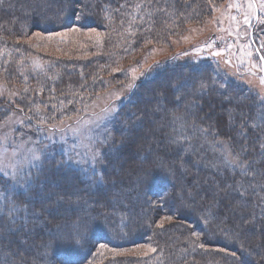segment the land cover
I'll return each instance as SVG.
<instances>
[{"label":"trees","instance_id":"obj_1","mask_svg":"<svg viewBox=\"0 0 264 264\" xmlns=\"http://www.w3.org/2000/svg\"><path fill=\"white\" fill-rule=\"evenodd\" d=\"M132 1L3 0L0 14L6 28L15 23L17 33L27 24L44 32L74 26L106 30L111 33L107 45L123 23L117 12L124 13ZM153 1L157 8H167L166 0ZM223 1H175L173 11L181 14L178 32L200 25L196 14H210ZM24 13L29 15L23 17ZM137 25L134 34L124 35L123 45L115 40L120 46L118 58H128L124 46L128 45L129 58L136 61L149 46L160 47L171 35L164 16L141 19ZM149 25L156 31L149 32ZM105 59L82 67L88 75L86 91L105 90L104 76L118 81L116 74L103 70L109 61ZM176 60L172 56L160 62L163 66L156 73L122 98L111 146L104 145L111 152L103 154L100 176L89 179L58 155L47 157L24 189L15 188L0 173V264H264V123L251 125L254 109L245 102L248 96L240 89L244 85L222 83L211 63ZM10 66L16 69L14 63ZM57 71L60 85L73 78L71 88L81 90L71 76L74 70ZM95 76L99 78L93 83ZM251 97L249 101L257 99ZM9 103L24 116L18 100ZM228 110L236 114L230 117ZM170 116L183 119L215 146L239 153L237 158L249 161L251 167L256 165L262 176V198L235 191L243 169L199 166L181 145L172 144L166 127L157 133ZM140 176L145 178L138 180ZM134 180L140 185L127 191ZM239 199L244 204L237 206ZM165 216L171 219L163 221ZM77 233L82 237L79 243Z\"/></svg>","mask_w":264,"mask_h":264},{"label":"rangeland","instance_id":"obj_2","mask_svg":"<svg viewBox=\"0 0 264 264\" xmlns=\"http://www.w3.org/2000/svg\"><path fill=\"white\" fill-rule=\"evenodd\" d=\"M152 1L133 0L124 13L117 12L123 23L116 29L118 31L115 40L122 45L125 36L139 30L137 24L141 19L164 16V20H167L168 33L171 35L166 38L164 45L149 46L146 53L136 61L134 57L129 58L128 45H124L128 50L125 52L128 58L125 59L123 55L121 59L118 58L120 46H117L118 43L114 39L106 45L105 41L108 42L111 38V33L106 30L81 29L74 26L57 32H44L27 24V27L20 28L17 33L15 23L13 22L9 29L6 28L0 14V153L6 150L10 155L16 151L18 155L14 162L23 161L22 170L17 176L13 177V169H5L0 173H7L5 176L15 188L27 187L32 175L40 170L45 159L57 155L71 167L80 169L89 179L92 176H100L103 154L111 152V148L104 149V145L111 146L119 122L118 110L122 98L129 94L140 80L156 73L163 66L160 62L167 61L172 56H176V61L181 63H211L214 74L222 83L244 85L240 86V89L243 95L248 96V99L244 97L245 102H249L248 105L254 109L251 125L256 127L264 123V84L260 83L264 73L261 71L264 61L260 60L264 55V10L260 8L258 0L254 3V11L248 7L252 0H220L225 4L221 3L210 14H196L197 18H201L197 23L200 25H192V29L184 34L178 32L181 14L173 11L177 0H166L167 8H157ZM6 4L11 5L9 2ZM21 15L24 17L29 14ZM108 15L111 17L116 14ZM245 16L248 19L247 24ZM233 17L235 19H232ZM155 29V26H148L149 32H155ZM208 44H212V47H207ZM189 47L193 48L192 52L187 51L185 54L184 51ZM216 51H220L219 57L213 55ZM178 53L182 55L178 56ZM105 58L109 61L103 70L116 74L118 81H113L111 76L105 79L104 76L101 79L105 83V90L86 91L83 85L88 86L84 82L88 75L83 72L82 67L91 62H103ZM12 63L16 66L15 70L10 66ZM154 64L157 65L150 70ZM224 64L227 69L220 70ZM63 67L74 70L71 76L77 78L76 82L81 90L71 88L73 78L60 85L61 76L57 69ZM55 69L57 73L54 75ZM66 77H69V74H66ZM98 78L95 76L92 82L95 83ZM129 84L133 85L131 89L128 88ZM25 88L29 91L25 92ZM251 96H256L257 99L249 101ZM14 99L18 100V106L23 108L24 116L31 119H26L20 112L11 109L15 105H10L9 102ZM109 104L113 105L112 110L103 113L101 110ZM37 106L40 108L39 113L35 111ZM30 108L33 110L29 111ZM227 112L230 117L236 114L230 110ZM60 121H63V124H60ZM78 121L80 124L83 121H91L87 126L86 137L72 131L78 126ZM52 125L58 127L54 128ZM163 126L168 129L172 144L179 147L181 145L183 152L190 154L199 166L203 165L211 170L237 167L229 163L233 158L238 159L235 151L215 146L193 126H188L183 119L170 116L165 125L161 124L156 128L157 133ZM29 149L35 150L41 159L32 160ZM257 168L254 165L250 169H243L241 182L235 190L241 196L248 194L257 196L256 198L261 197L259 191L263 186L262 176ZM144 178L140 176L138 180ZM138 183L140 181L136 183L134 180L132 184L135 185L129 186L127 191L138 187ZM138 189L143 191L144 188ZM238 203L244 204L243 199H239L237 203L235 201L236 205ZM245 203L247 205V202ZM77 206L75 204L74 207ZM261 206L264 208L263 202Z\"/></svg>","mask_w":264,"mask_h":264},{"label":"snow or ice","instance_id":"obj_3","mask_svg":"<svg viewBox=\"0 0 264 264\" xmlns=\"http://www.w3.org/2000/svg\"><path fill=\"white\" fill-rule=\"evenodd\" d=\"M2 2H3V0H0V3H2ZM255 2H256V0H252V2H250L248 4L249 9H252L253 11L255 10L254 9V3ZM258 2H259L260 8L262 10H264V0H258ZM232 19H235V17H233ZM247 23H248V19H247V16H245V24H247ZM262 23H264V21H262ZM97 35H99V33H97ZM207 47L211 48L212 44H208ZM262 47H264V45H262ZM197 51H200V50L197 49ZM213 55L219 57L221 55V53H220V51H216V52L213 53ZM249 55H251V53H249ZM260 60L264 61V55H262L260 57ZM226 63H231V61H226ZM37 66H39V65H37ZM261 71L264 72V68H261ZM133 72H135V69H133ZM49 78L50 79H54L55 77H49ZM133 79H136V77H133ZM260 83L264 84V77H261ZM132 87H133L132 84L128 85V88L131 89ZM201 87H204V86L202 85ZM24 91L28 92L29 89L25 88ZM41 91H42V89H41ZM13 94H15V93H13ZM117 98H119V97H117ZM112 108H113V105L109 104L108 107L102 109L101 111L103 113H108V112H110L112 110ZM32 110L33 109H31V108L29 109V111H32ZM21 111H23V109H21ZM35 111L37 113H39V111H40L39 106H37L35 108ZM25 118L26 119H31L30 117H25ZM49 119H53V117H49ZM18 122H20V121H18ZM90 122L91 121H83L82 124H80V122L78 121L77 122L78 126L73 128L72 131L74 133L82 136V137H86L87 136V132H88V127L87 126H88V124ZM60 124H63V121H60ZM52 127L55 128V127H58V125H52ZM204 131H206V130H204ZM262 146H264V145H262ZM29 151L31 152V159L32 160H37L38 161V160L41 159L40 155L35 150L29 149ZM17 155H18V153L16 151H13L10 155L7 154L6 150H5L4 153H0V172H4L5 169H13V172H12L13 177L17 176V173L22 170V166H23V161L14 162L15 158L17 157ZM236 155H237V157H239V153H237ZM225 158L227 159V156ZM25 160H27V157H25ZM229 163H232V164L236 165L237 167H239L241 169H244V168L250 169L251 168V163L249 161H242V160L236 159V158H233V159L229 160ZM245 174H247V173H245ZM5 175H7V173H5ZM161 207H162V205H161ZM170 219H171L170 216H165L163 218V221H168ZM163 221L159 225L161 228L164 226ZM193 235L196 236L197 239H199V234L198 233L193 232ZM80 238H82V237H80L79 233H77V237L75 238V242L79 243V239ZM198 246L200 248H202V249L205 248V244L204 243H199ZM101 247H104V246L101 245ZM149 251L152 252V253H155L157 251V249L156 248H150ZM219 251H225V250L224 249H220ZM231 255L235 256V253H231Z\"/></svg>","mask_w":264,"mask_h":264}]
</instances>
